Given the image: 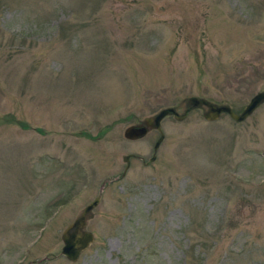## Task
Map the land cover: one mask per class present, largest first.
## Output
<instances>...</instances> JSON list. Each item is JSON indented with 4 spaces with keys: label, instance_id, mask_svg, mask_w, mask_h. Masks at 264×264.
Listing matches in <instances>:
<instances>
[{
    "label": "rangeland",
    "instance_id": "1",
    "mask_svg": "<svg viewBox=\"0 0 264 264\" xmlns=\"http://www.w3.org/2000/svg\"><path fill=\"white\" fill-rule=\"evenodd\" d=\"M262 88L264 0H0V264H264V102L164 116L148 163L157 130L122 135ZM105 179L70 261L60 232Z\"/></svg>",
    "mask_w": 264,
    "mask_h": 264
},
{
    "label": "water",
    "instance_id": "2",
    "mask_svg": "<svg viewBox=\"0 0 264 264\" xmlns=\"http://www.w3.org/2000/svg\"><path fill=\"white\" fill-rule=\"evenodd\" d=\"M262 102H264V88L253 93L239 111L233 110L227 103H217L203 96L189 95L180 100V110L177 109L180 108L178 104L176 106H162L155 112L142 117L136 122L126 125L122 131V135L127 139H136L142 137L150 129L157 130L158 136L153 142L152 153L145 161H143L144 163H148L154 159L155 151L163 138L160 121L164 116L171 115L176 120H181L186 116L188 111L194 108H200L201 116L205 120L211 121L216 119L220 113H226L231 119L238 122L249 115ZM130 155V153L122 155L124 166L118 176L124 175L129 164L128 158ZM118 176H114L113 178ZM105 182L106 179L100 183L94 197L86 202L75 213L72 220L68 222L60 232L59 237L62 244L58 254L63 255L70 261H74L78 257L79 253L93 240L92 232L86 228L87 219L93 207H95L99 202L102 187Z\"/></svg>",
    "mask_w": 264,
    "mask_h": 264
}]
</instances>
